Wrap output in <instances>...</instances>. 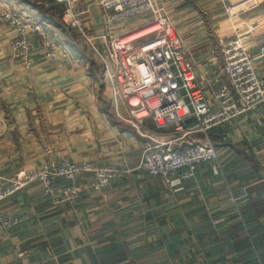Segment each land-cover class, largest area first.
Segmentation results:
<instances>
[{"label":"crops","instance_id":"crops-1","mask_svg":"<svg viewBox=\"0 0 264 264\" xmlns=\"http://www.w3.org/2000/svg\"><path fill=\"white\" fill-rule=\"evenodd\" d=\"M229 1L159 0L205 88L206 77L220 74L221 40L238 34L257 49L264 43V0L233 23L223 12ZM5 10L24 11L45 34L32 37L27 64L12 58L13 28L0 25V191L50 159L121 172L103 191L92 189L91 173L81 175L73 203L55 204L38 183L4 198L0 213L30 220L0 225V264H264V104L212 129L217 165L198 164L193 178L172 188L138 168L146 141L114 115L117 107L128 116L112 97L103 58L114 66L96 38L107 29L103 8L95 0H0ZM139 25L143 20H131L115 32ZM54 35L62 49L50 61L46 39ZM257 69L264 79V58Z\"/></svg>","mask_w":264,"mask_h":264},{"label":"built area","instance_id":"built-area-1","mask_svg":"<svg viewBox=\"0 0 264 264\" xmlns=\"http://www.w3.org/2000/svg\"><path fill=\"white\" fill-rule=\"evenodd\" d=\"M106 14L107 29L96 38L102 39L109 51L113 70L108 74L116 102L127 109L124 117L115 107L116 116L130 122L145 146L138 168L148 175L163 178L172 188L195 176L194 167L201 163L217 165L218 152L209 132L230 123L264 104V79L257 69V60L264 58V43L257 46L244 37L231 40L223 49L222 75L206 77L208 88L200 84L195 63L176 27L165 14L159 0H95ZM256 0L230 3L225 13L230 19L245 15ZM144 18V19H143ZM143 19L139 25L117 34L115 27L131 20ZM82 37L100 53L90 32L79 26ZM9 24L16 33L12 43L14 56L29 64L33 56V38L44 35V29L23 15L5 10L0 12V25ZM47 57L60 58L62 45L46 39ZM106 68L108 61L103 58ZM150 120L152 125H148ZM202 134V140L192 138ZM45 149L50 152L49 147ZM120 170L95 167L88 162L51 159L34 171L19 176L11 189L0 191V202L31 183H38L43 194L55 204L76 202L80 195L78 177L91 173L92 189L103 191L119 176ZM67 182H61L62 180ZM30 220L28 213H0L4 229L20 226Z\"/></svg>","mask_w":264,"mask_h":264},{"label":"rangeland","instance_id":"rangeland-1","mask_svg":"<svg viewBox=\"0 0 264 264\" xmlns=\"http://www.w3.org/2000/svg\"><path fill=\"white\" fill-rule=\"evenodd\" d=\"M240 1H242V0H231V1H229L228 3H226L225 4V6H224V8H223V12H224V14H225V17H227V19L229 20V21H232V23L234 22V21H236V20H238V19H240L241 17H239V18H237V19H230L227 15H226V13H225V10H226V7L228 6V4H230V3H238V2H240ZM258 1L259 0H256V3H258ZM256 6V5H255ZM8 11H10V10H8ZM11 12H13V13H15V14H20V15H23L26 19H28V20H30L32 23H34L31 19H29V17H27V15H26V13H24V11L23 12H21V11H16V12H14V11H11ZM144 19V18H143ZM143 19H141V20H143ZM171 21V20H170ZM35 25H38V24H36V23H34ZM40 28H41V25H38ZM41 30H43L42 28H41ZM242 37L241 35H238V34H235V35H232V36H229V37H227L225 40L223 39V40H221L220 41V51H217V55H218V61H220L221 60V67H220V70L219 71H217V72H219L221 75H222V77L224 78V80H226L228 83H229V81H228V79H227V77L225 76V75H223L222 74V67H223V65L222 64H224V55H223V49L225 48V46L227 45V43H229L231 40H234V39H237L238 37ZM49 39H51V40H54V41H58L60 44H61V42H60V40H59V38L57 37V36H51V37H49ZM247 42H248V40L247 39H245ZM251 44V43H250ZM186 46V45H185ZM14 53L15 54H17L16 53V51H12V58L13 59H19V60H21V57L20 56H14ZM189 54V58L191 59V54L190 53H188ZM21 61H23V60H21ZM193 62V61H192ZM195 63V62H194ZM195 67H196V69L198 68L197 67V63H195ZM108 69L109 68H106L105 69V73L108 75V77H109V74H108ZM109 70H111V71H114L113 69H109ZM208 73H210V72H205V74L207 75ZM219 74V75H220ZM109 79H110V77H109ZM110 82H111V79H110ZM111 86H112V82H111ZM112 97H113V99H114V95H113V86H112ZM114 115L116 116V112H114ZM117 117V116H116ZM136 132V131H135ZM136 134L137 135H139L137 132H136ZM140 137V136H139ZM141 138V137H140ZM145 140V139H144ZM146 141V140H145ZM51 160V159H50ZM49 161V160H48Z\"/></svg>","mask_w":264,"mask_h":264}]
</instances>
